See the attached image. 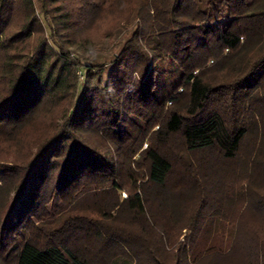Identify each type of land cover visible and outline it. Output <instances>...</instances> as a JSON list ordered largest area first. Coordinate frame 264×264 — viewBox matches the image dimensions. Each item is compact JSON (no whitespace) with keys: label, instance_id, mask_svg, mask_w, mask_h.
Masks as SVG:
<instances>
[{"label":"trees","instance_id":"obj_1","mask_svg":"<svg viewBox=\"0 0 264 264\" xmlns=\"http://www.w3.org/2000/svg\"><path fill=\"white\" fill-rule=\"evenodd\" d=\"M119 259L264 264V0H0V264Z\"/></svg>","mask_w":264,"mask_h":264},{"label":"rangeland","instance_id":"obj_2","mask_svg":"<svg viewBox=\"0 0 264 264\" xmlns=\"http://www.w3.org/2000/svg\"><path fill=\"white\" fill-rule=\"evenodd\" d=\"M35 1V7H36V11H39V0H34ZM124 34L121 33V35H119L120 37H123ZM112 43V39H107L105 41V44L103 46V49L100 51V59H103V56H105V58L109 55V46ZM93 49H87L86 53L89 54ZM79 53H82V49H78L77 50ZM108 58V57H107ZM164 72V76L163 74L161 75V78L158 82V89L156 90L155 94L157 95V97H162L164 96L168 90H170V88L175 84V82L178 79V72L177 69L175 68L174 65L169 64L166 65ZM171 70V71H170ZM80 84H82V82L84 81V75H81L79 78ZM122 197L126 196V193L124 191H122L121 193ZM185 231V230H184ZM183 236V235H182ZM181 236V238H182ZM115 264H123L122 260H117L115 262Z\"/></svg>","mask_w":264,"mask_h":264}]
</instances>
